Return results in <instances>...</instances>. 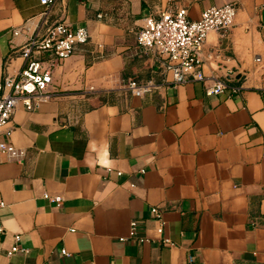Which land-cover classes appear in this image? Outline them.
Returning a JSON list of instances; mask_svg holds the SVG:
<instances>
[{"label":"crops","instance_id":"obj_1","mask_svg":"<svg viewBox=\"0 0 264 264\" xmlns=\"http://www.w3.org/2000/svg\"><path fill=\"white\" fill-rule=\"evenodd\" d=\"M226 4L238 8L236 24L208 35L205 82L173 85L155 53L137 45L147 16L185 8L197 21ZM48 7L0 0V81L17 76L23 48L48 27L90 34L54 68L53 99L13 115L9 141L25 156L0 154V264H264V0ZM130 80L158 87L139 98ZM216 80L226 88L213 95ZM134 221L150 242L130 237Z\"/></svg>","mask_w":264,"mask_h":264},{"label":"built area","instance_id":"obj_2","mask_svg":"<svg viewBox=\"0 0 264 264\" xmlns=\"http://www.w3.org/2000/svg\"><path fill=\"white\" fill-rule=\"evenodd\" d=\"M42 4L51 6L56 0H40ZM48 7V8H49ZM238 8L235 4H226L204 11L201 18L193 21L189 18L188 10L182 8L173 14H162L159 17L147 16L137 36V45L143 52L153 51L161 60L167 72L173 74L170 81L173 85H182L192 82H205L207 77L202 69V54L211 32H229L235 24ZM48 9L43 13L45 20ZM14 35L19 33L15 30ZM90 34L87 29H73L66 23H57L48 27L42 34H36L23 48L22 56L26 63L22 70L14 77L0 81V154H5L11 160L21 161L25 152L13 146L9 138L13 133L11 121L17 107L22 104L28 111H36L43 104L53 99L49 91L53 83V70L63 60L71 57L78 45L87 44ZM257 62L261 59L257 58ZM158 87L155 80L138 82L130 80L127 90L135 97L142 98L151 94ZM226 85L216 80L209 90L210 94H222ZM141 173H145L142 171ZM121 176V173H118ZM46 199L60 202L59 198ZM6 203L0 200V210ZM158 221L157 234L164 232V219L158 208L151 211ZM2 232V228L0 227ZM138 223L131 224L130 237L141 242H150L149 238H139ZM16 243L20 236H16ZM172 245L168 239L161 240ZM17 245L7 252L12 256L19 252ZM65 255L68 253L63 250Z\"/></svg>","mask_w":264,"mask_h":264}]
</instances>
